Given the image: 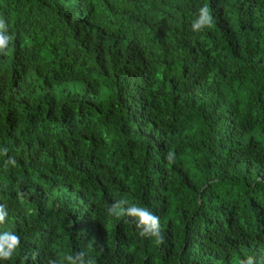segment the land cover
<instances>
[{
	"label": "trees",
	"instance_id": "1",
	"mask_svg": "<svg viewBox=\"0 0 264 264\" xmlns=\"http://www.w3.org/2000/svg\"><path fill=\"white\" fill-rule=\"evenodd\" d=\"M0 20V264H264V0H0Z\"/></svg>",
	"mask_w": 264,
	"mask_h": 264
},
{
	"label": "clouds",
	"instance_id": "2",
	"mask_svg": "<svg viewBox=\"0 0 264 264\" xmlns=\"http://www.w3.org/2000/svg\"><path fill=\"white\" fill-rule=\"evenodd\" d=\"M213 16L208 7L204 5L199 9L198 18L192 23L191 28L193 32L203 31L205 28H211L213 26ZM6 29L5 22L0 20V30ZM10 37L0 32V51H3L9 41ZM6 152V150H5ZM165 159L171 164L174 161V154L169 152ZM8 163L15 164L14 159H10ZM128 204L126 199H119L115 201L108 209L109 215L115 216H128L134 218L135 226L141 237H153L157 243L163 242V237L160 233L159 217L153 215L147 208L139 206H130L125 208ZM0 222L5 219L6 213H3L0 208ZM19 243V238L14 235L5 234L0 237V257L9 258L14 247ZM67 264H95V261L91 258L86 259L84 253H76L75 255H67L65 257ZM50 264H56L55 261H50ZM241 264H255L253 257L249 256L246 260L241 261Z\"/></svg>",
	"mask_w": 264,
	"mask_h": 264
}]
</instances>
